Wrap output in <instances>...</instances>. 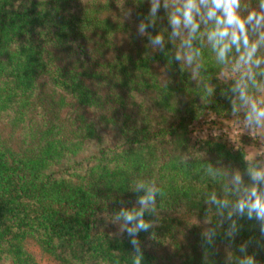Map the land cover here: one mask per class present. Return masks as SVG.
Here are the masks:
<instances>
[{
  "label": "trees",
  "instance_id": "16d2710c",
  "mask_svg": "<svg viewBox=\"0 0 264 264\" xmlns=\"http://www.w3.org/2000/svg\"><path fill=\"white\" fill-rule=\"evenodd\" d=\"M188 2L0 0V264H264L259 164L189 136L264 87V0L247 48Z\"/></svg>",
  "mask_w": 264,
  "mask_h": 264
},
{
  "label": "rangeland",
  "instance_id": "374dc122",
  "mask_svg": "<svg viewBox=\"0 0 264 264\" xmlns=\"http://www.w3.org/2000/svg\"><path fill=\"white\" fill-rule=\"evenodd\" d=\"M234 71L222 72L229 76ZM255 105V110H253ZM264 87L255 99H248L234 113L217 116L206 113L190 125L189 136L192 142L204 138H214L233 148H241L249 162H257L260 174L264 176ZM25 249L38 264H59L43 253L31 239L24 240Z\"/></svg>",
  "mask_w": 264,
  "mask_h": 264
},
{
  "label": "clouds",
  "instance_id": "9594fccd",
  "mask_svg": "<svg viewBox=\"0 0 264 264\" xmlns=\"http://www.w3.org/2000/svg\"><path fill=\"white\" fill-rule=\"evenodd\" d=\"M202 2H206V0H202ZM195 7L194 0H189L188 4L185 7V11L183 13L184 20L186 25H192L193 30H195V23L192 16V9ZM239 7V0H212V8L208 10V17L209 18H215L216 24L218 25V30L214 31L210 34V39L215 40L216 45H220L223 43L225 38L229 37L231 35V42L233 44H236L239 47V44L241 42V39L243 37V44L247 48L248 47V40L245 35V21L242 20L237 14L236 9ZM217 11H222L223 16H217ZM256 20V23L259 24L261 20H264V17H257L255 13L249 14L247 17V21L251 22L253 20ZM174 23H179L178 20L174 21ZM223 25L224 28L220 29L219 26ZM228 28L234 29L231 33L227 30ZM238 30V31H237ZM239 33V34H238ZM229 50L228 45H223L220 47L218 55L221 59L225 57L226 52ZM255 51V46H252V51L248 53V59H251V56L253 52ZM243 59V57H241ZM253 110H255V105H253ZM258 115L264 116V112L258 113ZM253 196H255V192L252 193ZM239 207L243 209L245 207V204L242 202ZM255 209L257 210V214L261 217H264V201H262L259 198H256L254 202L250 204V212L251 210ZM132 217L129 215L128 219H131ZM141 227H147L146 224L141 221ZM138 264V262H137Z\"/></svg>",
  "mask_w": 264,
  "mask_h": 264
}]
</instances>
